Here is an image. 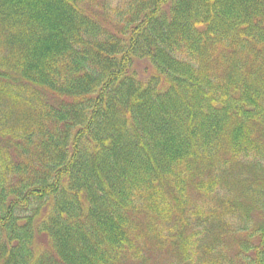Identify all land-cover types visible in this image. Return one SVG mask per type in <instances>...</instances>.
<instances>
[{
	"label": "trees",
	"instance_id": "obj_1",
	"mask_svg": "<svg viewBox=\"0 0 264 264\" xmlns=\"http://www.w3.org/2000/svg\"><path fill=\"white\" fill-rule=\"evenodd\" d=\"M262 160L264 0H0V264H264Z\"/></svg>",
	"mask_w": 264,
	"mask_h": 264
},
{
	"label": "rangeland",
	"instance_id": "obj_2",
	"mask_svg": "<svg viewBox=\"0 0 264 264\" xmlns=\"http://www.w3.org/2000/svg\"><path fill=\"white\" fill-rule=\"evenodd\" d=\"M262 164H263V167H264V160H262ZM232 165L229 164V167H231ZM229 171V175L230 177H228V184L230 185L229 189H224L223 192H227L228 191V194L230 195L231 191H236L239 193V191H237L236 189H233L232 185L235 184V180L236 178H232L231 176L232 175H235L238 177L239 180H245V178H252V175H249L246 173V171H243V174L241 173L242 170L240 167H238L237 165L234 167V168H231V169H227ZM264 177V175H263ZM253 192V189H250L249 191H242L243 194H247V195H250L252 194ZM238 193L236 194V196L238 195ZM254 193V192H253ZM242 201L246 204V205H249L252 207L253 204H249L250 201H253L252 197L251 196H246V197H243ZM248 207V206H247ZM244 219V217H235L234 219H231L232 222H239V220H242ZM242 236L241 235H238V234H232V235H229L228 236V244H229V247L233 250H236L238 248V245H239V242L242 240ZM237 263L239 264V262L237 261Z\"/></svg>",
	"mask_w": 264,
	"mask_h": 264
}]
</instances>
